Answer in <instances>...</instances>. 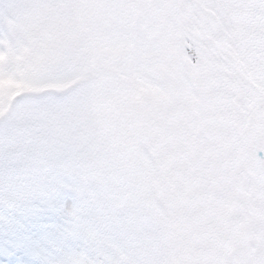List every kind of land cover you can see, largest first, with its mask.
I'll list each match as a JSON object with an SVG mask.
<instances>
[{
	"label": "snow or ice",
	"instance_id": "6c2138e0",
	"mask_svg": "<svg viewBox=\"0 0 264 264\" xmlns=\"http://www.w3.org/2000/svg\"><path fill=\"white\" fill-rule=\"evenodd\" d=\"M0 264H264V0H0Z\"/></svg>",
	"mask_w": 264,
	"mask_h": 264
}]
</instances>
